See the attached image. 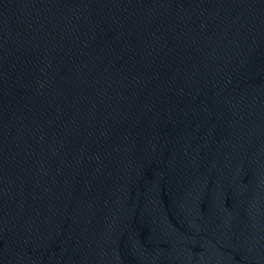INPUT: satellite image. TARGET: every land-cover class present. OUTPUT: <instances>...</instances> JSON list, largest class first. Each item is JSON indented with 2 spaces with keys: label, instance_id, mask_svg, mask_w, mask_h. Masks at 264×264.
<instances>
[{
  "label": "water",
  "instance_id": "1",
  "mask_svg": "<svg viewBox=\"0 0 264 264\" xmlns=\"http://www.w3.org/2000/svg\"><path fill=\"white\" fill-rule=\"evenodd\" d=\"M0 264H264V0H0Z\"/></svg>",
  "mask_w": 264,
  "mask_h": 264
}]
</instances>
